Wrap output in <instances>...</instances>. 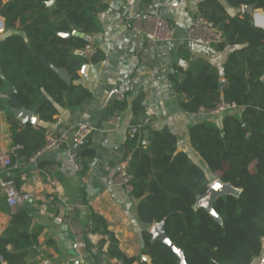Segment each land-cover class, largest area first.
Wrapping results in <instances>:
<instances>
[{"label": "trees", "instance_id": "1", "mask_svg": "<svg viewBox=\"0 0 264 264\" xmlns=\"http://www.w3.org/2000/svg\"><path fill=\"white\" fill-rule=\"evenodd\" d=\"M48 1L0 0L5 28L16 30L0 40V93L5 95L0 107L12 130L13 163L34 156L45 144L46 131L43 125L23 124L14 109L35 111L45 123L55 121L58 106L78 111L92 97L90 90L76 84L79 72L103 58L99 50L92 58L75 54L89 40L64 38L60 33L102 32L100 15L109 8V0H56L47 6ZM227 2L264 12V0ZM199 12L224 35L221 43L212 46L234 50L223 65L225 87L218 68L206 59L193 60L187 69L177 68L183 77L172 75V81L179 93L186 94L182 107L195 114L224 100L241 106V113L225 114L221 123L206 119L189 128L190 143L207 171L179 149L178 137L170 129H148L147 144L136 131L128 143L131 195L138 200V216L144 224L165 221L166 234L184 251V264H251L262 254L264 240V27L255 26L251 12L231 16L219 0H202ZM60 72L71 76L70 85ZM143 101L144 94L134 100L135 116L143 112ZM127 105L111 102L107 117ZM93 153L84 147L80 155ZM208 172L242 190L240 197L226 195L215 202L222 224L205 208H194L211 182ZM31 224L27 206L14 212L11 225L0 235V256L6 264H27L28 251L39 237V231L27 230ZM96 233L105 237L98 248L109 241L107 256L122 264H147L141 255L150 256L152 264H182L167 244L152 241L149 230L143 231L141 255L127 256L104 216L92 212L83 234L87 252L96 247L89 238Z\"/></svg>", "mask_w": 264, "mask_h": 264}, {"label": "crops", "instance_id": "2", "mask_svg": "<svg viewBox=\"0 0 264 264\" xmlns=\"http://www.w3.org/2000/svg\"><path fill=\"white\" fill-rule=\"evenodd\" d=\"M201 1L142 0L132 8L125 0H109V8L100 15L103 31L83 37L103 56L99 62L87 64L76 81L90 90L92 97L76 112L58 106L54 122H42L38 116L34 125H43L46 130L59 134L78 123L90 122L98 130L82 145L67 144L44 153L36 164L17 158L9 169L0 167V178H12L20 189L31 194L27 204L10 207L0 191V235L11 225L14 212L24 206L31 210L32 216L27 230L39 231L38 240L25 258L27 264H122L107 256L109 241L102 249L98 248L105 238L101 233L90 234L96 247L91 253L86 251L83 234L92 212L104 216L127 256L141 255L143 231L151 232L153 225L140 220L138 200L131 192L113 184L116 174L128 168L129 163L125 165L130 154L128 143L136 131H140L142 142L147 144L148 129H170L178 137L179 149L207 171L206 164L204 166L190 143L189 128L206 119L221 123L225 114L211 116L203 110L195 114L184 111L182 102L186 94L179 93L172 81V75L179 80L183 77L177 68L187 69L193 60L202 58L218 68L222 87L226 85L223 65L234 47L219 51L214 46L194 44L189 37L193 18L200 13ZM219 1L231 16L255 11L264 15L261 9L253 10L247 5L236 8L227 0ZM149 9L176 27L173 40L150 42L133 29L134 14ZM14 32L16 30H7L4 24L0 40ZM141 94H144L143 112L135 116L133 102ZM115 100L128 104L124 110L115 111L120 115L118 122L110 121L112 116L107 117L108 105ZM12 140L11 127L0 107V151H11ZM84 147L92 150L93 155H80ZM208 176L210 183L218 180L209 172ZM141 257L152 264L150 256ZM251 264H264V240L262 254Z\"/></svg>", "mask_w": 264, "mask_h": 264}, {"label": "built area", "instance_id": "3", "mask_svg": "<svg viewBox=\"0 0 264 264\" xmlns=\"http://www.w3.org/2000/svg\"><path fill=\"white\" fill-rule=\"evenodd\" d=\"M142 0H125V4L134 8ZM151 9V8H150ZM146 12H138L133 16V29L140 33L143 38L150 42L170 41L173 40L176 34V27L168 20L151 10ZM0 16V22H3ZM253 21L255 26L264 27V15L255 11L253 14ZM189 37L194 44L212 46L219 44L224 40L222 31L208 18L202 14H197L191 23L189 30ZM98 48L92 45H87L84 48L74 50L75 54L92 58L97 54ZM4 94L0 93V97ZM242 107L235 103H228L224 100L220 101L214 109H202L211 116L219 114H236ZM120 115L116 112L110 119L112 122H118ZM97 126L90 122H81L76 126L62 133H54L51 130H46L45 144L34 154L30 159L25 161L30 163H37L39 157L44 153L60 149L67 144L82 145L88 138L97 131ZM13 150L0 151V167L4 170L9 169L14 165ZM131 153L127 156L125 165L127 166L131 160ZM132 176L127 172V167L123 168L116 174L113 179V184L125 188L131 192ZM0 191L4 194L6 201L10 207H17L25 205L31 200V194L28 191L20 189L15 180L12 178H0ZM0 264H6L2 256H0ZM80 264H85L82 262Z\"/></svg>", "mask_w": 264, "mask_h": 264}, {"label": "water", "instance_id": "4", "mask_svg": "<svg viewBox=\"0 0 264 264\" xmlns=\"http://www.w3.org/2000/svg\"><path fill=\"white\" fill-rule=\"evenodd\" d=\"M55 2L56 0H49L47 2V6H52ZM3 26L4 23L0 22V28H2ZM60 35L64 38H70L72 36L81 37V38L85 37V33L77 29L73 30L72 32L60 33ZM60 76L67 82V84L70 85L72 83L71 76L67 75L65 72H60ZM14 112L20 117V119L24 124L26 123L35 124L38 118V114L35 111L29 109H25V108L14 109ZM241 192H242L241 189L236 188L231 183H226L218 179L208 185L207 190L204 194L199 195L197 197L194 208L196 210L201 207L205 208L217 222L222 224L223 223L222 217L214 207L215 202L220 197L226 195L240 197ZM164 222L165 221L162 220L161 222H157L153 224L151 229L152 241L154 242L156 240H160L163 243L167 244L179 256L181 262L184 264L185 263L184 251L180 247L176 246V244L172 240H170V238L168 237V235L164 230ZM143 257L147 259L146 256Z\"/></svg>", "mask_w": 264, "mask_h": 264}, {"label": "rangeland", "instance_id": "5", "mask_svg": "<svg viewBox=\"0 0 264 264\" xmlns=\"http://www.w3.org/2000/svg\"><path fill=\"white\" fill-rule=\"evenodd\" d=\"M1 29V28H0ZM202 163L204 164V162L202 161ZM204 166H205V164H204Z\"/></svg>", "mask_w": 264, "mask_h": 264}]
</instances>
